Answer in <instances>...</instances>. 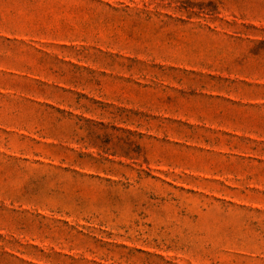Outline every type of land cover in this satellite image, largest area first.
I'll list each match as a JSON object with an SVG mask.
<instances>
[{"label": "rangeland", "instance_id": "rangeland-1", "mask_svg": "<svg viewBox=\"0 0 264 264\" xmlns=\"http://www.w3.org/2000/svg\"><path fill=\"white\" fill-rule=\"evenodd\" d=\"M0 264H264V0H0Z\"/></svg>", "mask_w": 264, "mask_h": 264}]
</instances>
